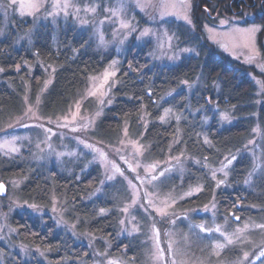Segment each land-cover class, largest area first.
<instances>
[{
	"label": "rangeland",
	"instance_id": "obj_1",
	"mask_svg": "<svg viewBox=\"0 0 264 264\" xmlns=\"http://www.w3.org/2000/svg\"><path fill=\"white\" fill-rule=\"evenodd\" d=\"M121 2L122 10L118 15H112L108 9L121 8ZM30 3L39 4V9L28 7ZM55 3H68L70 7L66 9L67 15L65 10L54 9ZM196 3H204V0H186L183 5L181 0H168L169 7L166 9H161L160 0H17L13 6H9L10 0H0L2 35L8 36L12 29L18 31L20 35L14 44L18 49L25 46L32 51L42 27L50 26L56 43L61 40L63 33H69L71 29L78 36L87 35V45H94L102 53H114L113 60L101 73L89 78L87 86L73 97L68 108L53 115H46L43 105L54 82L57 66L41 57L34 64H24L30 76L29 81L22 85L21 106L16 112H6L0 119V183L7 185V196L0 195V264H6L9 256L18 255L28 261L34 255L44 258L47 254L18 240V230L13 224L17 214L28 212L41 220L50 217L58 229L70 234L78 243L90 247L95 246L100 239L89 232L77 230L76 223L69 218L64 198L52 195L49 203L38 204L21 194V188L34 170L59 166L69 160H84L86 170L95 165L100 168L101 182L91 198L102 196L104 189L116 181L122 182L124 194L116 207L120 214L119 235L141 237L147 245L143 264H172L173 259L176 264H250L255 255L264 250V228L258 227L264 224V207L253 209L259 211V219H233L234 224L230 218L220 216L216 194L210 203L202 207H180L183 201L203 191L202 185L181 186L190 157L184 151H176L180 136L172 141L167 151L153 154L151 145L144 140L149 125L145 118L139 135H135L136 131L134 135L131 134L128 123L112 139H103L97 134L98 122L114 103L118 74L132 46L141 47L151 43V66L163 67L176 65L185 57L198 56L209 43L219 54L240 63L256 89L255 101L252 103L255 110L252 113L254 128L245 140L242 151L226 156L220 164L210 168L211 179L215 173L214 190L217 193L230 187L232 168L242 157L247 156L251 162L247 185L264 173V131L258 113L264 106V36L260 40L263 27L257 23H246V18H253L250 12L239 17L226 11L218 14L217 22H209L202 13L198 15L199 11L195 12ZM21 4L25 6L21 8ZM138 4L155 7L141 8ZM93 7L96 9L94 13L86 10ZM25 20H31L29 28L19 24ZM221 20L227 23L222 26ZM122 22L130 27H122ZM249 28H256L257 31H236ZM146 30L147 34L142 35ZM39 65L45 74L44 88L33 96L31 79ZM22 69L20 67L18 70ZM3 73L0 66V83ZM106 73L109 75L105 82ZM184 82L167 98L181 91H186L188 98H191L197 88L204 86L201 76ZM211 107L215 109V106ZM235 113L236 108L227 107L217 112V118L223 126H230L239 119ZM181 119L180 114L165 109L160 122L169 124L175 120L179 124ZM101 153L106 159L101 157ZM14 158H19L21 163L28 164L33 170L20 177L4 178L2 165L6 164L5 159ZM153 164L157 165L152 173L158 176L155 181L145 172ZM161 171H164L163 176H159ZM175 178L179 179V186L173 184ZM218 181L223 183L218 185ZM125 207L128 208L127 212L122 210ZM155 208H166L167 214L160 216ZM200 225L204 226L205 231L200 230ZM154 229L159 230L158 244ZM205 237L209 244L203 241ZM228 239L232 240L231 244ZM169 244L172 245V251H169ZM235 246L236 259L233 262L226 257L221 258L226 248ZM158 248L163 249L159 261L153 256ZM91 250L95 261L82 264H109L110 261L112 264H130L123 258H112L107 252L101 253L95 247ZM173 252L177 254L174 256ZM245 252L249 253L247 260L244 259ZM255 264H264V257L256 260Z\"/></svg>",
	"mask_w": 264,
	"mask_h": 264
},
{
	"label": "trees",
	"instance_id": "obj_2",
	"mask_svg": "<svg viewBox=\"0 0 264 264\" xmlns=\"http://www.w3.org/2000/svg\"><path fill=\"white\" fill-rule=\"evenodd\" d=\"M247 1L249 5L243 4V0H204V3H196L195 12L199 11L198 15L202 13L209 22H217L218 14L226 11L239 17L250 12L253 18H246L245 21L263 27L260 33L262 40L264 0ZM19 24L29 28L32 22L25 20ZM2 30L3 17L0 15V66L4 70L0 83V119L6 112H16L21 106L22 85L29 81L30 76L25 63L34 64L41 57L57 66L54 82L43 105L45 114L53 115L65 111L73 97L87 86L89 78L101 73L114 58L112 52L102 53L94 45H87L88 36H78L71 29L69 33H63L56 43L52 28L43 26L32 51L25 46L20 49L14 46L20 35L18 31L12 29L4 37ZM151 50V43L129 49L118 74L114 103L106 109L97 124L98 136L112 139L125 123L129 124L132 135L134 131L135 135H139L143 130L144 118L149 124L144 140L151 145L153 154L167 151L172 141L180 136L176 151H184L190 157L181 186H203V191L183 201L180 207H202L210 203L216 194L220 216L230 218L232 224L235 216L242 221L259 219V211L253 209L264 207V173L247 185L251 169L247 156L234 164L228 189L216 193L214 180L210 176V168L220 164L226 156L243 150L244 142L254 128L252 113L255 110L252 103L256 89L252 80L245 75L240 63L219 54L209 43L198 56L185 57L172 66L152 67ZM76 51L79 53L76 54ZM20 67H23L21 71L18 70ZM34 74L31 79L33 96L44 88L45 78L40 65ZM199 76L204 86L197 88L191 98H188L186 91L167 98L182 81H193ZM211 106H215V109ZM227 107L236 108L235 114L239 119L233 125L223 126L217 112ZM165 109L180 114L181 122H160ZM258 113L264 131V106ZM208 120L210 122L207 124ZM5 160L6 164L2 165L4 178L20 177L33 170L28 164L21 163L19 158ZM83 162L69 160L59 166L37 168L21 188V194L38 204L49 203L52 195L64 198L69 218L76 223L77 230L100 237L93 247L101 253L107 252L112 258H123L130 264H143L147 245L141 237L119 235L120 214L116 207L124 194L122 182L116 181L104 189L102 196L91 198L101 182V171L96 165L86 170ZM173 184L179 186V179L175 178ZM13 224L18 230L19 241L47 254L44 258L34 255L28 261L18 255L9 256L6 264H82L95 261L91 250L93 247L78 243L70 234L58 229L50 217L41 220L25 212L17 214ZM205 238L203 241L209 244L208 238ZM236 248H226L221 258L226 257L233 262Z\"/></svg>",
	"mask_w": 264,
	"mask_h": 264
},
{
	"label": "snow or ice",
	"instance_id": "obj_3",
	"mask_svg": "<svg viewBox=\"0 0 264 264\" xmlns=\"http://www.w3.org/2000/svg\"><path fill=\"white\" fill-rule=\"evenodd\" d=\"M17 2V0H10V5L9 6H13L15 5ZM184 3H186V0H181V4L183 5ZM25 5L24 4H21L20 7L23 8ZM139 7L143 8V7H146V6H153L155 7V5H150V4H138ZM28 7H31V8H34L36 10L39 9L40 5L39 4H35V3H30L28 4ZM70 7V5L68 3H64L63 5L59 4V3H55L53 4V8L54 9H57V10H65V14L67 15V12H66V9ZM160 7L161 9H166L167 7H169V4H168V0H160ZM87 11H91V12H95L96 9L95 7L93 8H90V9H86ZM122 10V2H121V8H118V9H108V11H110L112 13V15H118L119 14V11ZM77 11H79V9H77ZM205 11H207V9H205ZM163 15V12L161 13ZM185 19H187V16L184 17ZM86 22V21H85ZM190 23V21H189ZM227 22L224 21V20H221L220 21V24L223 26L225 25ZM121 26L124 27V28H128L130 27L129 24L127 23H124L122 22L121 23ZM205 27H208L207 25ZM209 31H211V29H209ZM238 33H253L255 31H257L256 28H249V29H237L236 30ZM143 34H147V30L145 31V33H142ZM126 38V37H125ZM108 73L105 74V82L107 81V78H108ZM111 75H115V73H111ZM184 83H187V81H185ZM95 93H93L94 95ZM148 95L150 96L151 95V92L148 93ZM27 127V125H25ZM74 131L76 129H73ZM45 131H50L49 129H45ZM90 146V145H89ZM102 158L106 159L105 155L103 153L100 154ZM234 158V157H233ZM230 162V161H229ZM156 167L157 165L153 164V165H150L148 168L145 169V172L147 175H150L151 177V180L152 181H155L158 179V176L157 175H152L153 172H155L156 170ZM117 171H119V169H117ZM164 175V171H161L159 173V176H163ZM112 177H109V179H111ZM213 179H215V173H213ZM144 181H141V183H143ZM220 183H223V181H218V185ZM4 190V186L2 184H0V192H2ZM193 193H188V195H192ZM135 195V194H134ZM133 203H135V200H133ZM165 204H167V202L165 201L164 202ZM172 205H167V207H171ZM124 212H127L128 211V208L125 207L124 209H122ZM158 215L160 216H165L167 214L166 212V208H155L154 209ZM236 219H239V217H236ZM121 223H124V221H121ZM200 230L201 231H205V228L203 225H200ZM258 227H261V228H264V224L262 225H259ZM155 231V234H156V238H157V244L159 243V230L158 229H154ZM217 232H219V228L216 229ZM220 235H224V233H220ZM228 243L231 244L232 243V240L231 239H228ZM220 245H217V247H219ZM169 251H172V245L169 244ZM177 254V252H173V255L175 256ZM153 256L157 259V261H159V259L163 256V249H157L156 252L153 253ZM249 257V253L248 252H245L244 253V259L247 260ZM261 257H264V250H261L258 254L255 255L254 259L250 262V264H255V261L256 260H259ZM109 264H112V262L110 261ZM172 264H176V261L175 259H173L172 261Z\"/></svg>",
	"mask_w": 264,
	"mask_h": 264
},
{
	"label": "water",
	"instance_id": "obj_4",
	"mask_svg": "<svg viewBox=\"0 0 264 264\" xmlns=\"http://www.w3.org/2000/svg\"><path fill=\"white\" fill-rule=\"evenodd\" d=\"M0 184H2L4 186V190L2 192H0V195L2 197H6L7 196V185L4 182H1Z\"/></svg>",
	"mask_w": 264,
	"mask_h": 264
},
{
	"label": "flooded vegetation",
	"instance_id": "obj_5",
	"mask_svg": "<svg viewBox=\"0 0 264 264\" xmlns=\"http://www.w3.org/2000/svg\"><path fill=\"white\" fill-rule=\"evenodd\" d=\"M240 5V3H238ZM243 4L245 5H249L248 1L247 0H243ZM251 19V18H250Z\"/></svg>",
	"mask_w": 264,
	"mask_h": 264
}]
</instances>
